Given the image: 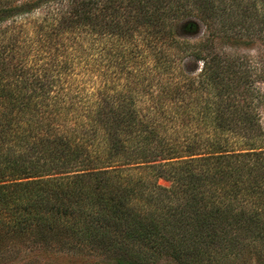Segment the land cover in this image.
Listing matches in <instances>:
<instances>
[{"label": "trees", "instance_id": "16d2710c", "mask_svg": "<svg viewBox=\"0 0 264 264\" xmlns=\"http://www.w3.org/2000/svg\"><path fill=\"white\" fill-rule=\"evenodd\" d=\"M226 2L233 5L243 0H26L19 4L12 1L14 5L0 2V24L21 20V24L3 30L9 39L0 45V258L14 252L20 239H33L34 255L39 254L40 246L49 252L57 240L48 233H55L58 244L66 242L75 252L76 246L93 251L99 244L110 243L118 252L116 256L126 258L129 264L148 262L155 254L165 256L172 264H193L192 259L206 255L208 249L212 255L216 243L224 245L230 241V226L239 231L247 229L242 200L247 190L243 186L254 187L257 195L253 202L264 205V151L257 144L253 143L245 153L227 154L220 148L206 152L207 156L193 157L194 152H188L185 159L177 157L176 161L150 165L158 179L173 185L147 191V180L142 174L135 175L129 184L140 190L134 193L132 187L124 186L123 173L127 170L119 167L135 165V170L143 171L148 169L143 164L156 161L146 150H125L121 139L133 141L137 127L134 116L124 109L103 116L99 108L96 127L105 131L101 137L95 132L92 140L89 136L79 138V131L87 135L86 120H81L71 135L66 126L68 94L56 89L52 76L55 57L63 55L57 53L64 45L58 41L92 26L104 31L106 19L100 17L102 11L110 12L114 18L111 30L126 35L120 26L124 28L130 19L148 32L166 27L168 17L180 22L196 17L214 26L218 19L228 17L230 7L226 8ZM260 2L254 0L253 9L257 11ZM38 11L43 17L35 24L28 22L26 18ZM171 29L172 26L159 36L168 38ZM243 31L245 28L236 29L239 36ZM204 47L200 43H179L178 49L186 58H193L187 69L197 72L201 63L208 81L214 73L218 78L227 77L235 63L222 61L220 55L203 56ZM71 49L80 51L75 41ZM59 61L66 68L71 65L69 59ZM86 61L87 67L93 65ZM57 77L62 80V76ZM91 106L86 105V109ZM88 142L89 151H80L81 145ZM96 142L103 143L104 148H98ZM209 183L226 194L215 195L216 190L210 193L214 207L200 202L201 190ZM176 188L181 196L170 191ZM127 192L128 197L132 193L135 199L148 201L146 208L126 198ZM163 193L168 196L159 200ZM154 200L157 202L151 208ZM171 212L173 219L165 215ZM250 219L247 226L254 228L255 217ZM246 234L252 235L248 230ZM223 248L230 251L225 245Z\"/></svg>", "mask_w": 264, "mask_h": 264}, {"label": "rangeland", "instance_id": "374dc122", "mask_svg": "<svg viewBox=\"0 0 264 264\" xmlns=\"http://www.w3.org/2000/svg\"><path fill=\"white\" fill-rule=\"evenodd\" d=\"M2 1L7 5H14L12 1L19 4L26 0H0ZM258 1H261V6L257 11L252 7L254 0H243L242 3L233 5H227L229 2H226V8L230 7L228 17L218 19L219 23L214 26L203 23L196 17L181 22L168 17L166 27L161 26L159 30L151 29L148 32L130 19L131 23L124 25V28L120 26L126 31V35H117L118 32L111 30L114 18L110 12L102 11L100 17L104 16L106 19L103 20L104 31L99 29L101 27L92 26L79 31L78 35L69 33L70 35L63 36V41L58 42L64 45L57 52L60 56L61 53L63 55L55 57L52 76L55 77L56 89L61 88L63 93L68 94L70 110L66 126L71 129L69 133L72 135V129L81 120H86L87 135L79 131V138L89 136L92 140L95 132L97 137H101L105 131L96 127L99 108L103 116L117 109H124L126 113L132 114L137 127L133 141L125 137L121 139L122 142L125 141V150L129 153H132V149L146 150L156 159L143 164V168L148 167L143 171L142 168L135 170V165L119 167L127 170L123 173L124 186L132 187L134 193L140 189L129 183L136 179L135 175L140 174L147 180V191L155 192L157 187L170 188L173 182L158 179L156 171L149 167L176 161L177 157L185 159L188 152H194L193 157L207 156L206 152L220 148L227 150V154L245 153L253 143L264 151V0ZM42 17L43 13L38 11L26 19L35 24V20ZM14 20L16 19L0 24L1 46L9 39L5 37L3 30L7 26L21 24V20L13 23ZM109 26V29H104ZM170 26L172 29L168 38L159 36ZM239 28H245L241 33L243 38L236 33ZM32 38L36 41V37ZM73 41L80 47V51L71 49ZM184 42L203 44V56L210 54L213 58L220 55L222 61L229 59L235 63V67L228 72L227 77L223 75L224 79L223 76L218 78L214 73L208 81L201 70V63L197 72L187 69V63L193 58H186V54L178 49L179 43ZM62 59H69L71 65L66 68L59 61ZM86 60L93 65L87 67L89 64ZM59 75L62 76L60 81L57 77ZM71 104L74 105L73 109ZM89 104L92 106L86 109ZM96 145L100 149L105 146L101 142H96ZM81 146L80 151L85 152L89 151L91 144L88 142ZM130 168L132 172L128 171ZM243 187V190H247V195L242 198L247 229L239 231L238 227L230 226L227 237L230 241L224 244L230 251H224V245L216 243L212 255L208 249L206 255L193 257V264H264V205H258L261 201L253 202L257 195L254 187ZM215 190V195L225 197L222 189H214L209 183L201 190L200 202L214 207L210 193ZM170 191H174L175 196L182 195L178 188ZM163 196L168 195L161 194L159 200ZM128 198L135 200V204L143 208L148 204L144 199H135L132 193ZM237 201L241 202L240 199ZM156 202L153 201L151 208ZM142 207L140 212L143 211ZM203 207L204 205L201 208ZM157 209L159 210V206ZM170 214L172 212L165 215H169V219L175 218ZM252 216L255 217L254 225H257L250 227L253 229L249 231L247 225ZM110 229L113 232L117 230L113 227ZM246 230L252 235H247ZM48 235L57 240V244L49 252H45V246H40L41 251L34 255L33 239H20L14 252L9 251L5 257L0 258V264H129L126 258L116 256L118 252L110 243L99 244L93 251L76 246L75 252L66 242L58 244L59 239L55 233ZM57 248L63 251H58ZM141 264L172 262L165 256L155 254L148 262Z\"/></svg>", "mask_w": 264, "mask_h": 264}]
</instances>
